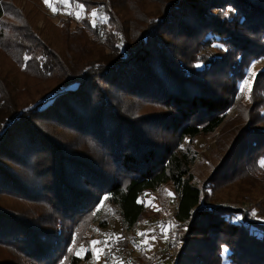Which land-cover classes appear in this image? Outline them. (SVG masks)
<instances>
[{"label": "trees", "instance_id": "1", "mask_svg": "<svg viewBox=\"0 0 264 264\" xmlns=\"http://www.w3.org/2000/svg\"><path fill=\"white\" fill-rule=\"evenodd\" d=\"M70 2L84 5V29L70 30L67 18L41 30L36 10L0 0V50L10 58L0 60V264L88 260L74 249L88 243L103 201L130 231L145 220L141 196L164 185L179 194L169 264H264V221L238 203L248 197L214 198V188L260 170L264 117L247 121L201 184L191 149L223 123L250 63L264 59V0ZM97 9L106 21L92 26ZM263 83L264 69L254 96ZM136 104L161 112L135 115Z\"/></svg>", "mask_w": 264, "mask_h": 264}, {"label": "rangeland", "instance_id": "2", "mask_svg": "<svg viewBox=\"0 0 264 264\" xmlns=\"http://www.w3.org/2000/svg\"><path fill=\"white\" fill-rule=\"evenodd\" d=\"M51 4L56 9L55 13L52 11V8L45 5L44 0H16L15 3L17 9L24 13V15H30L33 10H36V12L42 15L41 17L43 19L41 18L37 22V26L41 30L42 28H47L48 25L60 26V23L67 18L72 21L70 30L73 31L77 28H85L83 27L84 24L82 20L86 17V14L83 9L79 10L81 18H76L75 13L78 10L77 4L70 2V4L66 6L63 3H60L59 0H51ZM3 13H8L6 19L9 21V15L11 14H9V10H4ZM102 14V11L97 9V15L94 18L96 26L106 21L105 16ZM89 19L91 23L93 18L90 14ZM88 37L90 40L93 39V37L90 36V33H88ZM3 57L10 59L2 52V50H0V60H2ZM6 69L18 79L17 68L10 69L8 66ZM249 69L251 70L250 72L248 71ZM262 69H264V59L255 60L250 63V66L243 77V81L247 79L249 84L245 85L243 91L239 88L233 105L227 110L223 123L210 135L198 137L192 141L191 149L197 152V158L192 167V173L195 176L197 184L203 183L205 179L211 175L215 167L220 164L221 159L229 151L231 144L234 142L239 131L246 125L247 121L253 119L254 122L256 120L258 121L260 119L259 117H264V83L263 85H258V93L255 96L252 91H249V85L252 90L256 73ZM242 82H240L239 85ZM74 87L75 86L58 88L57 92L64 89H73ZM54 93H56V91L51 94L53 95ZM52 95H46L45 98L38 99L37 102L44 101L45 99L50 100ZM33 105L31 104L30 107H33ZM136 105L137 107L133 109L135 115L161 112V109H156L155 107L146 104ZM255 106L257 108L256 110L254 109ZM253 126L256 127V123L251 124L250 127ZM157 136L161 139H167L165 134L159 133ZM149 137L153 139L154 136ZM239 160L242 164V161L249 160V157L241 156ZM239 160L235 159L231 163L232 165L230 166V169L236 166L237 171L240 173L242 166L240 168L237 166L240 162ZM259 165L261 166L259 171L249 173L251 176L248 175L241 177L232 184L230 190L225 189V184L222 185L220 189H216L217 187L214 188V198L225 201L229 197L230 201H232L235 196H238L239 198L246 196L248 197V200L242 201L243 203L238 202L241 207L249 210L251 214L255 211V213L258 212L259 215L264 217V158L260 159ZM243 166L246 168V164H243ZM169 193L172 195H169ZM178 199L179 194L174 191L171 185H164L159 188V190L157 189L155 191L144 193L141 196L140 201L147 210L144 215L145 220H142L141 223L137 224L132 231L130 230L131 233L127 232L122 224L118 222L120 217L117 214V207L109 205L106 201H103L98 207L99 216L96 221H93L94 223L89 229L88 243L86 245L79 243L75 246L74 254L76 257L83 259L85 255L89 254V259L82 261L79 264H94V262H101L103 259H109L112 264H126L121 253L128 247H131V245L138 250L136 253L134 252L136 257V262H134V264H137L138 262H143V264H169L166 256L172 255L169 254L168 251L171 236L174 232V227H169V225H175L173 215ZM32 206L33 205H29L26 207L31 208ZM156 213L160 214V218L154 216ZM259 215L256 214L257 218L264 221V218ZM101 222L102 226H100ZM160 225H164L167 228V231L165 232L162 230ZM113 226H118L119 230L117 234L112 232ZM138 233H148L146 244L143 243L145 237L138 235ZM104 235L108 239L109 247H105L103 244L96 245L95 248H103L104 252H106L102 257L99 256V259H97V254L94 253L90 241H104ZM152 236H155L156 239L152 240ZM116 237H121L122 239L117 240ZM125 238H128L129 241H126ZM77 252H80V255H77ZM92 253L94 255H92Z\"/></svg>", "mask_w": 264, "mask_h": 264}, {"label": "snow or ice", "instance_id": "3", "mask_svg": "<svg viewBox=\"0 0 264 264\" xmlns=\"http://www.w3.org/2000/svg\"><path fill=\"white\" fill-rule=\"evenodd\" d=\"M59 2L65 4L66 6H68V5L70 4V0H59ZM44 3H45L46 6L52 8V11H53L54 13L56 12L55 7H53L52 4H51V0H44ZM83 8H84V5H83V4H79V5H78V10H77V12L75 13L77 19H80V18H81L80 15H79V10H82ZM69 14H73V13H69ZM225 14H227V13H225ZM96 15H97V10H93V11L90 13V16L93 18L92 21H91V23H92L93 26H95V19H94V18L96 17ZM24 59H25V61H27L28 59H31V57L25 56ZM199 66H200V65H197V67H199ZM248 71L250 72L251 70L249 69ZM248 84H249V81H248L247 79H245V80L239 85L240 90L243 91L245 85H248ZM249 91H251V87H250V85H249ZM169 195H172V194L169 193ZM252 215H253L254 217L256 216L255 211L252 212ZM237 219H239V217H237ZM160 227H161L162 230H164L165 232L167 231V228H166L164 225H160ZM169 227H174V225H169ZM138 235L145 237L143 243L146 244V243H147V240H148V233H138ZM116 239L119 240V239H122V238H121V237H116ZM151 239H152V240H155L156 237H155V236H152ZM90 244L93 246V250H94V252L97 254V259H99V255H100V254H103V253H104V249H103V248H99V249H97V248H95V246L98 245V244H103L105 247H109V243H108V240H107V239L104 240V241L92 240V241H90ZM69 251L71 252L72 249L69 248ZM76 254H77V255H80V252H77Z\"/></svg>", "mask_w": 264, "mask_h": 264}, {"label": "built area", "instance_id": "4", "mask_svg": "<svg viewBox=\"0 0 264 264\" xmlns=\"http://www.w3.org/2000/svg\"><path fill=\"white\" fill-rule=\"evenodd\" d=\"M129 233H131V231H127ZM126 241H129L128 238H125ZM137 248L133 247L131 245V247H128L127 249H125L121 255L123 256V258L125 259L124 262H126V264H134V262H136V257L134 252L136 253ZM169 254H172V251H168ZM94 264H112L111 261L109 259H103L101 262H94ZM161 264V263H158Z\"/></svg>", "mask_w": 264, "mask_h": 264}, {"label": "crops", "instance_id": "5", "mask_svg": "<svg viewBox=\"0 0 264 264\" xmlns=\"http://www.w3.org/2000/svg\"><path fill=\"white\" fill-rule=\"evenodd\" d=\"M116 221H118V220H116ZM118 222H120V223L122 224L121 219H120ZM119 227H120V225H119ZM132 229H133V228H132ZM132 229H131V231H132ZM118 230H119L118 226H117V227H114V226H113V231H112V232H113L114 234H117V233H118ZM104 236H105V235H104ZM105 239H107L106 236H105L104 240H105ZM107 240H108V239H107ZM92 252H93V251H92ZM94 253H95V252H94ZM104 253H106V252H104ZM104 253H103V254H100L99 256L102 257V256L104 255ZM92 255H94V254L92 253ZM91 260H92V256H91Z\"/></svg>", "mask_w": 264, "mask_h": 264}]
</instances>
